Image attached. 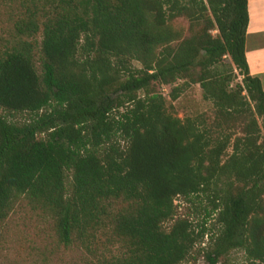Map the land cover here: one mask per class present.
I'll use <instances>...</instances> for the list:
<instances>
[{
    "label": "trees",
    "instance_id": "trees-1",
    "mask_svg": "<svg viewBox=\"0 0 264 264\" xmlns=\"http://www.w3.org/2000/svg\"><path fill=\"white\" fill-rule=\"evenodd\" d=\"M42 1L41 23L16 26L41 30L40 74L30 43L0 52V109L29 115H0V219L21 195L52 214L65 247L94 254L109 231L123 252L101 264H181L209 231L173 203L203 196L218 227L205 264L232 250L264 264V88L245 56L247 0ZM190 84L212 107L193 139L159 90L176 100Z\"/></svg>",
    "mask_w": 264,
    "mask_h": 264
},
{
    "label": "rangeland",
    "instance_id": "rangeland-1",
    "mask_svg": "<svg viewBox=\"0 0 264 264\" xmlns=\"http://www.w3.org/2000/svg\"><path fill=\"white\" fill-rule=\"evenodd\" d=\"M247 4L249 14L245 56L250 73L260 78L264 88V0H247ZM46 9L43 7L42 0H0V52L17 43L24 41L30 43L33 47V63L37 74H40L41 69V30L31 36L19 35L16 26L26 21L31 13H35L36 21L41 23ZM171 26L180 30L184 36L188 35L189 25L184 18L171 21ZM212 34L214 35L215 32ZM133 65L136 68L140 67L135 62ZM181 84L182 81H177L173 86ZM170 89L169 86L159 88L165 97L167 112L179 118L189 129H194L191 133V139H193L197 131L196 119L202 117L209 124L212 117L211 104L202 99L201 89L197 84L183 86L176 100H171L168 96ZM0 115L15 124L29 120V115L26 113L7 112L3 109H0ZM226 153L229 155L230 149ZM65 184L69 190L71 186L69 174H66ZM12 202L4 218L0 219V264H101V259L98 260L101 255L110 258L119 256L123 252L121 243L110 240L109 244V231L99 235V248L94 251V254H90L78 244L65 247L58 240L55 220L49 211L30 203L21 195L15 197ZM173 204L177 217L189 219L196 233L206 220L208 237L198 242L188 258L181 263L205 264L201 255L210 245L209 236L215 235L218 231L214 216L207 219L205 217V209H208L207 200L203 196L192 200L178 197ZM114 206L115 211L120 209L119 205ZM170 224L168 222L163 225L165 231L169 229ZM218 264H247V262L242 251L232 250L220 257Z\"/></svg>",
    "mask_w": 264,
    "mask_h": 264
},
{
    "label": "crops",
    "instance_id": "crops-1",
    "mask_svg": "<svg viewBox=\"0 0 264 264\" xmlns=\"http://www.w3.org/2000/svg\"><path fill=\"white\" fill-rule=\"evenodd\" d=\"M247 6H248V4H247ZM247 12H248V8H247ZM249 14V13H248ZM245 47H246V42H245ZM251 74V73H250ZM252 75V74H251ZM253 76V75H252Z\"/></svg>",
    "mask_w": 264,
    "mask_h": 264
}]
</instances>
